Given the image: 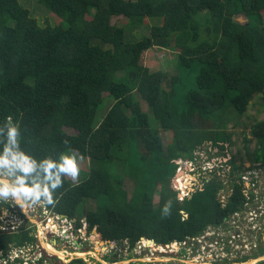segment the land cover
Returning a JSON list of instances; mask_svg holds the SVG:
<instances>
[{
    "label": "trees",
    "instance_id": "trees-1",
    "mask_svg": "<svg viewBox=\"0 0 264 264\" xmlns=\"http://www.w3.org/2000/svg\"><path fill=\"white\" fill-rule=\"evenodd\" d=\"M38 2L60 22L39 23L20 0H0V125L7 116L19 122L21 148L37 160L56 158L68 148L89 160L81 182L72 185L65 177L54 196L58 202L47 207L75 218L86 200L96 199L97 210L84 213L90 230L97 227L103 240L129 241L132 248L143 238L157 244L197 238L209 226L227 228L234 215L242 230L252 203L241 181L243 175L252 178L254 166L229 160L224 184L209 179L183 201L173 189L183 196V174L170 183L169 172L177 159H193L208 143L217 155L227 154L226 119L241 118L255 95L260 94L264 113V0ZM238 15L247 23L237 21ZM120 17L124 24L112 21ZM148 19L160 21L149 26ZM153 48L176 54V76L140 64L142 52ZM135 95L150 108L157 127ZM65 128L76 135L65 134ZM251 129L257 147L247 159L264 167V118ZM162 132H172V144L163 145ZM142 136L148 139L140 152ZM124 175L133 182L130 198ZM225 187L230 194L221 204L216 191ZM169 199L171 215L163 217ZM34 240L29 230H0V260L13 246ZM255 242L258 247L236 261L263 256V236Z\"/></svg>",
    "mask_w": 264,
    "mask_h": 264
},
{
    "label": "rangeland",
    "instance_id": "rangeland-1",
    "mask_svg": "<svg viewBox=\"0 0 264 264\" xmlns=\"http://www.w3.org/2000/svg\"><path fill=\"white\" fill-rule=\"evenodd\" d=\"M20 2L30 11V14L32 17L36 18L39 23H51V24H57L60 22L58 18H56L51 12H49L44 6H42L38 0H20ZM264 16V14H263ZM119 20L120 24H124L126 22L125 18H113L112 21L116 22ZM236 20L241 22L242 24L247 23V19L245 16L238 15L236 17ZM160 21L159 19H148V25L153 26ZM145 32V31H143ZM140 64L147 68L150 72H155V71H161L169 74V76H176L179 73V69L177 67V58L176 54L171 52L170 50L166 49H159V48H153L152 50H146L145 52H142L141 55V61ZM192 84V82L190 83ZM107 94L105 93L104 96ZM135 100H138L137 95L134 96ZM140 103L141 110L144 112H147L150 115V124L152 127H157L156 122L152 118L151 110L149 107H147V104L143 100H138ZM101 112L99 114V118L102 116ZM264 118V113L263 109L261 106V96L260 94L255 95L253 98L250 99L249 104L247 106V111L245 114L237 119L235 117H227L226 119V124L225 127H223V130L228 132L230 134V141L231 145H229L228 148V153L226 154H221L217 155V151L213 150L210 148V144L208 143L205 146L200 147L196 153L193 159H177L174 163L175 166H172L170 168L169 172V177H172L174 172L180 168V169H185L184 174H183V179L185 180V187L187 188L184 192L183 195H186L189 190H192L194 188L200 187L202 188L204 181H202V184L200 182L201 176L207 177V180L216 178L224 184V180H226V172L229 170L231 167L230 161L233 160L234 164L239 165L243 164L245 167H249L250 165L254 166L256 168L255 175L259 178V185L256 190H253V193L256 195V199L264 198V167L261 166L260 162H256L253 164H250L248 161V157L253 155V153L256 150V140L252 136V125H254L257 121H261ZM64 133L69 135V136H75L76 132L73 129L65 128L63 129ZM162 142L163 145L167 146L172 144L173 142V134L172 132H162ZM148 139L146 136H142L140 138L141 144L138 147V150L140 152H143V140ZM246 139V140H245ZM71 147V146H68ZM211 151V152H210ZM80 152V151H79ZM82 155V153L80 152ZM117 155L119 156L120 159L121 157L124 156V151L121 149L119 152L117 151ZM198 156V158H197ZM84 158V157H83ZM88 158H84L83 161L81 162V170L86 168L88 166ZM177 165V166H176ZM177 167V168H176ZM175 169V170H174ZM209 169V170H208ZM216 170L213 174V171ZM220 171L222 174H220ZM195 172V174H194ZM205 174H203V173ZM120 174V173H119ZM123 173H121L122 175ZM225 176V177H223ZM175 177V176H174ZM125 181L123 185V190L128 193L129 198L131 197L133 189V182L130 179L127 178L126 175H124ZM200 178V179H199ZM68 179V178H67ZM81 179V176H80ZM171 179V178H170ZM175 179V178H174ZM68 181L72 185L74 184L70 179ZM155 190L154 192V207H158L159 205V193L157 191L159 190V183L154 184L153 187ZM174 190L177 189L174 185ZM197 189H194L196 192ZM224 189H217L216 191V199L218 201H222V203L225 202V198L227 194L224 191ZM180 192V191H179ZM181 193V192H180ZM179 197H182V195H178ZM182 198H178V200H181ZM255 199V200H256ZM10 200L7 201L9 204ZM16 205L20 208V210L29 217V219L36 224V233L41 231H46L47 225L49 226L52 224L54 221L52 220L53 218H50L47 216L49 221L47 224H45V218H41L40 213L36 212V209L39 208V203L35 204L34 206L27 208V214L26 211L24 212L22 208L19 206V204L15 201ZM18 207H13V208H8V206L4 205L0 207V215H5L7 217H10V214L13 216H16V212H18L19 208ZM99 207V201L96 199L93 200H86V202L80 207L77 216L75 218H80L81 222H79V225H83L84 220L86 217H84V213H88L91 211H96L97 208ZM41 208V207H40ZM31 209V210H30ZM34 211V212H33ZM264 212V210H263ZM19 214V212H18ZM86 216V215H85ZM83 218V220H82ZM38 223V224H37ZM30 224V223H28ZM45 224V228H44ZM230 224V223H228ZM83 227V226H82ZM208 229L211 232H218L221 235V228H216L213 226H209ZM41 230V231H40ZM49 231V230H48ZM96 232V233H95ZM34 232H32L33 234ZM84 233V232H83ZM97 234V236H96ZM99 233V231H91L90 234H86V237L88 239V243L81 248V251L85 252V256H87V259H82L78 256V253L71 252V248L64 249L67 253H69V258L68 260L65 258L66 263H71L74 260H82L83 264H193L192 260H195V262H199L198 264H207L206 262L211 263L212 260L214 259V256H217L219 260H221L222 257L227 256L226 252H223L221 249V246L217 245V241L214 242V240L217 239V237L214 240H211L210 237H207L208 240H200V242L196 243L197 246V254L195 258L192 260L188 259L186 257V261L183 262L179 260L178 256H172V255H161L158 253H155V255H152V249L154 247L151 246L150 249L146 250L143 253H137L136 249L129 248L127 245V241L122 242V243H115V242H108L103 240L102 235ZM212 235V233H209ZM43 239V237H41ZM94 239V240H93ZM264 239V236H263ZM99 240V242H97ZM247 248H245V251L241 252L240 254H251L254 249L258 247L257 243L255 240L251 237H247ZM38 241V240H37ZM55 239L52 240L54 242ZM41 243V241H39ZM44 244H47V240H43ZM99 246L98 251H96L93 246L96 244ZM36 244V242H35ZM122 244V245H121ZM250 244H255L251 246ZM58 245L60 246V243L58 241ZM70 247V245H67ZM13 250L12 248L9 250ZM196 253V252H192ZM8 253L4 256H7ZM72 256V257H71ZM151 257V259H150ZM236 257H240L236 255ZM229 258H232V256L229 255ZM234 258V257H233ZM53 261L56 260V257L52 259ZM264 260V255L258 258V260H250L245 263H252L256 264L260 261ZM216 264H223L222 262L216 263Z\"/></svg>",
    "mask_w": 264,
    "mask_h": 264
},
{
    "label": "clouds",
    "instance_id": "clouds-1",
    "mask_svg": "<svg viewBox=\"0 0 264 264\" xmlns=\"http://www.w3.org/2000/svg\"><path fill=\"white\" fill-rule=\"evenodd\" d=\"M0 138H3V147L2 150H0V201H5L10 208V205L7 203V201L9 199H12V201L10 200L11 204L18 207L15 203L16 201L22 209L30 208L37 203H39V206H43L44 204V206L48 209V211H50L49 212L50 215L57 214L60 216L67 217L65 215L56 213L55 211L47 207L46 204L55 205L58 202L57 199H54V196L57 190L63 187L65 177L70 179L76 185H78L81 182L80 181L81 162L83 161L84 158L80 154V152L76 149L68 148L65 152H61L56 158H52L51 156H46L40 160H37L34 156L25 152L21 148L22 137H21L19 122H14L11 116H7L4 120L3 125H0ZM184 172L185 171H182V174H184ZM178 173L179 172L176 171L174 172L173 176L170 179V183L174 178H176ZM204 180L205 182L208 181L206 175L201 176L200 179L201 183L199 184H202V181ZM198 188L200 187L194 189H198ZM194 189L189 190L187 192L188 195L179 201H183L185 198L189 197L190 193H192ZM185 190L186 189H184V192ZM179 194L181 195V193L177 191L176 196H178ZM225 201H227V199ZM172 208H173V201L171 199L165 201L161 209V215L163 217L170 216ZM251 208L255 209L256 206L252 204V206H250V209ZM255 211L257 210L255 209ZM18 212L21 218L26 219L25 225L19 227L20 232H23L26 230V226L30 225L31 223L29 217L26 216L20 210V208ZM42 212L43 211H41L40 215L43 214ZM37 213H40V211H38ZM181 214L183 215L184 219H187L188 214L186 212H183V210H181ZM67 218L73 219L75 222V228L72 231V235L74 236L77 235V237H81V235L78 233V230L81 229L83 226V225L82 226L79 225L81 219L74 217L72 218L67 217ZM84 221H86L88 225L87 232L91 233L90 225L87 221V217ZM94 229L98 231L97 227H94ZM29 231L31 234L32 232H34L31 235V237L35 239L34 242L29 244H35V242L39 241V239L35 237L36 228L31 229ZM145 240L146 239L143 238L140 242ZM150 241L156 243L154 240L150 239ZM126 243L130 245L129 241H127ZM136 245L133 247V249H135ZM68 248H71V252L78 254L81 253V249L79 251L78 250L75 251L72 247H67L66 249ZM75 261L77 260H74L73 262ZM71 263H67V264H71Z\"/></svg>",
    "mask_w": 264,
    "mask_h": 264
},
{
    "label": "built area",
    "instance_id": "built-area-1",
    "mask_svg": "<svg viewBox=\"0 0 264 264\" xmlns=\"http://www.w3.org/2000/svg\"><path fill=\"white\" fill-rule=\"evenodd\" d=\"M185 169H178L177 172L181 173L182 171H184ZM254 172H256L257 170H253ZM250 172V174L252 175V178H249L247 175H243L242 177V181H241V185H242V192L243 194L246 196L247 201H251V203L253 205L256 206V210L254 208H251L249 212H247V215L244 216L246 217V224L244 225V228L242 230H240L235 221L234 218L237 215H234L232 217V219H230L229 221H227L228 227L227 228H221V235L216 231V232H211L209 229L205 230L204 234L202 236H199L197 238H191V237H187L184 240L178 241V240H174L171 241L167 244H156L154 242H151L149 245H145L144 241L140 242L139 244L136 245L135 249L137 250V253H143L146 250L150 249L151 246L154 247L152 249V255L154 256L155 253L161 254V255H172V256H178L179 260L185 262L186 261V257H188V259L192 260L193 258H195L197 254V246L196 243L200 242V240H208L207 237H210L211 240H214L216 237L217 239L214 240V242L217 241V245L221 246V249L223 252H226L227 254H229L230 256H232V258H229V255L224 256L221 258V260H219V258L215 255L214 259L212 260L211 264H216V263H220V262H224V260H227L228 262H230V264H252V263H239L238 261H236V259L238 257H236V255L238 256H244L247 254H240L241 252L245 251V248H247V237L251 236L254 240L256 238H259V235L264 236V198H260L256 199V195L253 193V190H256L258 188L259 185V178L255 175L254 172ZM225 177V176H223ZM257 181V186L253 187L251 185V182L253 181ZM225 182V181H223ZM187 189V188H184ZM226 193L225 194H230V191L226 189L224 190ZM252 193L253 194V198H251L249 196V194ZM186 195H183L182 197L177 196V198H184ZM228 197L225 198V200ZM256 199V200H255ZM220 203H222V201H220ZM9 205L11 208L16 207L13 204H11V202H9ZM4 206L2 204V201H0V207ZM41 207V208H40ZM9 208V207H8ZM38 211H43L42 215H40L41 218H45V224H47V222L49 221V219L47 218V216H52V217H56V221L55 224L53 225V227L55 225H58L59 222H66L67 224L65 225V230L67 231V233L69 234L68 239L66 240V244H64V240L62 237L60 236H55L53 234V230L50 229L48 234L46 235V237L49 239V241L51 243L53 239H55L54 243L55 246H57L59 249L64 250L65 248H67V245H70V247H72L75 251H79L81 248H83L84 245H86L89 241L86 237V234H90L88 233V225L86 223V221L83 222V227L81 229L78 230V233L81 235V237H77L72 235V231L75 228V222L73 219L64 217V216H60V215H50L48 211V209L44 206H39V208L36 209V212ZM30 220V219H29ZM26 223V219L21 218L20 215L18 214V212H16V216H13L10 214V217H7L5 215H0V230L3 232H11V233H20L19 227L22 225H25ZM30 225L26 226V230H31V229H35L36 228V224L33 223L30 220ZM45 224H44V228H45ZM94 231H97L96 229H94ZM84 232V233H83ZM96 233V232H95ZM209 233H212V235H210ZM30 235H32L30 233ZM97 236V234H96ZM35 237L37 239H39L40 241V237L39 235L35 234ZM36 242V244H26L23 246H13L11 251H8V255L7 256H2L3 258L0 260V264H51V260L53 257H50L49 253L41 246L40 242ZM58 241L60 243V246L58 245ZM127 245L130 248V245L127 243ZM251 246L255 245V244H250ZM161 247L164 248L161 250ZM66 252V251H65ZM192 252H196L195 254ZM234 257V258H233ZM151 259V257H150ZM250 260H258V259H249ZM193 264H198L199 262H195V260H192ZM209 263V262H206Z\"/></svg>",
    "mask_w": 264,
    "mask_h": 264
},
{
    "label": "bare ground",
    "instance_id": "bare-ground-1",
    "mask_svg": "<svg viewBox=\"0 0 264 264\" xmlns=\"http://www.w3.org/2000/svg\"><path fill=\"white\" fill-rule=\"evenodd\" d=\"M15 201V200H14ZM27 209V208H26ZM26 209H22L24 212L26 211V214H27V210ZM31 210V209H30ZM50 218H53L52 220L54 221L52 224H50L49 226L47 225V229L46 231H41L39 232V237H40V241H41V246L49 253L50 257H54L56 256L57 259L56 260H51V264H65L66 263V260H62V259H65L66 256H67V260L69 258V253L65 252V250H62V249H59L57 246H55V243H50L49 239L46 237V235L48 234V230L52 229L53 230V234L55 236H60L63 238L64 240V244H66V240H69L68 239V236L69 234L67 233V231L65 230V225L67 224L66 222H59L58 225H55L53 227V225L55 224V221L57 220L56 217H52V216H49ZM38 224V223H37ZM38 235V233H36ZM43 237V239L41 238ZM43 240H47V244H44ZM94 240V239H93ZM97 242H99V240H97ZM97 242L96 244H94L93 248L98 251L99 249V246H97ZM151 243L150 240H145L144 241V244L145 245H149ZM164 249L161 247V250ZM51 253V254H50ZM53 254H56V255H53ZM85 252L84 251H81V253L78 254V256L76 257H79V258H82V259H87V256L84 255ZM58 255V256H57ZM72 257V256H71ZM61 258V259H60ZM81 260V259H80ZM80 260H77V261H80ZM62 262V263H61ZM207 264H211V263H207Z\"/></svg>",
    "mask_w": 264,
    "mask_h": 264
},
{
    "label": "flooded vegetation",
    "instance_id": "flooded-vegetation-1",
    "mask_svg": "<svg viewBox=\"0 0 264 264\" xmlns=\"http://www.w3.org/2000/svg\"><path fill=\"white\" fill-rule=\"evenodd\" d=\"M51 254V253H50ZM53 255H56V254H53ZM58 256V255H57ZM61 259V258H60ZM66 259H67V256H66ZM62 260H64V259H62Z\"/></svg>",
    "mask_w": 264,
    "mask_h": 264
},
{
    "label": "water",
    "instance_id": "water-1",
    "mask_svg": "<svg viewBox=\"0 0 264 264\" xmlns=\"http://www.w3.org/2000/svg\"><path fill=\"white\" fill-rule=\"evenodd\" d=\"M178 174H180V173H178Z\"/></svg>",
    "mask_w": 264,
    "mask_h": 264
}]
</instances>
